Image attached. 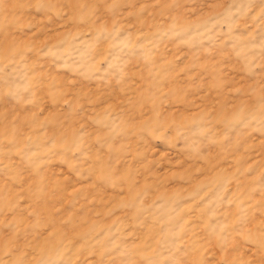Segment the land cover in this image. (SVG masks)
<instances>
[{
  "label": "rangeland",
  "instance_id": "rangeland-1",
  "mask_svg": "<svg viewBox=\"0 0 264 264\" xmlns=\"http://www.w3.org/2000/svg\"><path fill=\"white\" fill-rule=\"evenodd\" d=\"M0 264H264V0H0Z\"/></svg>",
  "mask_w": 264,
  "mask_h": 264
}]
</instances>
